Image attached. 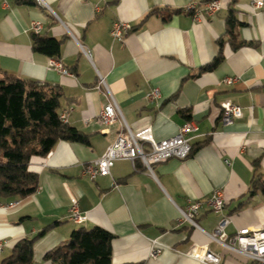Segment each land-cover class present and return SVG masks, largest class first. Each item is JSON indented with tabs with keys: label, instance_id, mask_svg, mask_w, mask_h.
I'll return each mask as SVG.
<instances>
[{
	"label": "crops",
	"instance_id": "obj_1",
	"mask_svg": "<svg viewBox=\"0 0 264 264\" xmlns=\"http://www.w3.org/2000/svg\"><path fill=\"white\" fill-rule=\"evenodd\" d=\"M194 1L210 0H0V75L56 87L58 112L69 110L67 125L88 138L87 144L59 141L45 157L31 158L28 169L38 177L31 196H0V263L18 241L44 231L34 243L33 264H58L43 261L44 255L72 231L94 227L113 235L112 264H201L190 255L199 247L218 255L219 264L243 261L204 233H212L222 216L230 220L228 236L264 227V4L252 7L264 0H219L220 9L202 12L197 22L185 11ZM230 11L239 22L235 41L246 43L236 49L226 33ZM116 20L131 26L122 43L110 37ZM32 22L40 23L41 37L61 41L57 57L32 50ZM220 44L222 61L200 73ZM51 60L71 75L59 73ZM99 75L131 132L151 128L162 141L193 122L189 156L156 165L154 175L135 160L136 170L117 161L109 176L83 177V167L101 157L120 130L97 119L107 103L95 88ZM154 88L160 98L148 101ZM226 101L241 108L231 125L222 121ZM217 189L225 199L220 214L207 204ZM191 202L200 203L197 228L179 221ZM73 203L86 216L82 224L68 220ZM152 241L162 249L154 258Z\"/></svg>",
	"mask_w": 264,
	"mask_h": 264
},
{
	"label": "trees",
	"instance_id": "obj_2",
	"mask_svg": "<svg viewBox=\"0 0 264 264\" xmlns=\"http://www.w3.org/2000/svg\"><path fill=\"white\" fill-rule=\"evenodd\" d=\"M17 5H33L34 0H12ZM238 21L230 11L226 18V33L233 47L246 43L236 42L234 28ZM61 41L32 34V50L50 58L57 57ZM219 54L199 72L213 70L222 61ZM61 93L54 86L34 81H23L2 73L0 75V196L23 199L34 194L38 177L28 169L32 157H45L59 141L87 144L88 138L59 119ZM188 117V111H182ZM44 234L18 241L11 254L0 264H33V246ZM113 235L94 227L72 231L68 240L49 250L43 261L58 264H112ZM140 264V263H138Z\"/></svg>",
	"mask_w": 264,
	"mask_h": 264
},
{
	"label": "built area",
	"instance_id": "obj_3",
	"mask_svg": "<svg viewBox=\"0 0 264 264\" xmlns=\"http://www.w3.org/2000/svg\"><path fill=\"white\" fill-rule=\"evenodd\" d=\"M39 4L42 5L41 2ZM263 4L262 1L253 2L252 7L254 9H261ZM199 6L202 7L201 10ZM219 9V0H210L203 3L191 2L186 6L185 11L190 13L193 20L197 22L201 19L202 12L211 16ZM96 10L98 11V8ZM40 29V23L32 22L30 30L34 34H38ZM130 30L131 26L128 23L116 20L112 23L110 37L112 41L122 43ZM50 66L63 75H71L56 60H51ZM235 81V78L224 79L225 83H233ZM95 88L96 90H103L107 99L106 105L98 113V121L103 126H111L118 123L120 130L115 141L106 148L103 155L83 167L81 172L83 177L93 181L97 177L109 176L111 168L117 161H129L135 169V160H140L143 169L148 174L154 175L153 169L156 165L165 163L173 158L184 160L189 156L191 145L189 144L190 138L188 136L197 130L193 122L187 121L184 123L174 136L162 141H156L153 138L151 128L143 129L137 133L130 131L104 78L100 75L98 76ZM145 98L148 101L158 100L160 92L158 89H151ZM220 108L222 110V121L226 125H231L234 119L241 116V108L230 101L222 103ZM68 114L69 110L59 113V119L62 123L67 124ZM144 146L148 148L145 150ZM207 204L211 211L220 214L225 204L223 192L220 189L213 191L207 200ZM199 208V202L189 203L186 212L180 211L179 221L197 228L195 217L198 215ZM85 219L86 216L81 214L77 204L73 203L68 210V220L75 224H82ZM229 223V218L222 216L215 230L212 233L204 234L225 250L242 257L243 261L240 264H264V227L259 229L245 228L234 235L228 236L225 233V228ZM2 247L3 244L0 243V250ZM150 247V255L153 258L161 253L162 249L156 241H152ZM190 255L201 264H219L221 260L218 255L201 247L193 249Z\"/></svg>",
	"mask_w": 264,
	"mask_h": 264
}]
</instances>
